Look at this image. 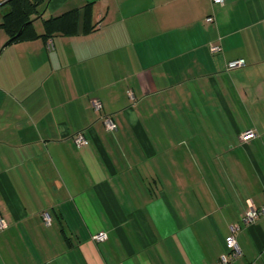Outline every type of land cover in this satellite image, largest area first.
<instances>
[{"label": "crops", "instance_id": "1", "mask_svg": "<svg viewBox=\"0 0 264 264\" xmlns=\"http://www.w3.org/2000/svg\"><path fill=\"white\" fill-rule=\"evenodd\" d=\"M74 8L51 49L0 27V264H219L232 224L264 264V0H41L36 32Z\"/></svg>", "mask_w": 264, "mask_h": 264}, {"label": "trees", "instance_id": "2", "mask_svg": "<svg viewBox=\"0 0 264 264\" xmlns=\"http://www.w3.org/2000/svg\"><path fill=\"white\" fill-rule=\"evenodd\" d=\"M40 5L41 0H7L0 6L6 7V10L3 12L1 18L0 27H3L7 31L9 35L8 43L33 40L37 37H42L47 40L48 38H52V36L58 32L63 34L76 32L79 13L78 8L68 10L63 14L52 16L48 19H43L42 24L44 27V33L39 35L34 28L33 22L35 16L39 15L40 13ZM83 16V32L93 30L96 24L94 23L92 25L89 23L90 4L85 6ZM101 108L99 110H95L94 108L93 109L97 112H100Z\"/></svg>", "mask_w": 264, "mask_h": 264}, {"label": "built area", "instance_id": "3", "mask_svg": "<svg viewBox=\"0 0 264 264\" xmlns=\"http://www.w3.org/2000/svg\"><path fill=\"white\" fill-rule=\"evenodd\" d=\"M212 2L216 3V4H222L223 0H212ZM206 21L212 22L213 16L207 17ZM47 48L48 49L52 48V40L51 39H48V41H47ZM209 50L212 53H217V52L221 51V46L219 44H210ZM244 64H245V62L243 59L232 60V61L227 62L226 69L230 70L233 68L241 67ZM130 96H131V93H130ZM90 102H91L92 107L95 110H99L101 108V103L98 99L93 98L90 100ZM103 120H104V125H105L107 130H114L115 129V124L109 116H105L103 118ZM252 135H253V132L251 130H248V131L240 134V136H241L240 139L242 141H244V140H247L248 138H250ZM73 140H74L77 147H81V146H84L87 144V139L85 138V136L83 135V133L81 131L74 135ZM42 217H43V220L45 221V223L48 224L49 223L48 214L43 213ZM261 217H264V205H262L260 207H256L253 204L249 203L245 213L242 216V221L245 224H251ZM4 226H5V223L2 220V218L0 217V228H3ZM229 228H230L231 233L227 238H225L226 252H224L223 254L220 255L219 264H227L230 259H233V258L239 256L241 253L240 249L237 245L236 239H235V233L239 229V225L233 224ZM91 238L96 242H100V241H103L106 239V233L104 231H98L97 233L93 234ZM250 264H255V263L252 262Z\"/></svg>", "mask_w": 264, "mask_h": 264}, {"label": "rangeland", "instance_id": "4", "mask_svg": "<svg viewBox=\"0 0 264 264\" xmlns=\"http://www.w3.org/2000/svg\"><path fill=\"white\" fill-rule=\"evenodd\" d=\"M6 8H2V7H0V10H5ZM40 21H35V25H36V28H38V26L40 27V23H39ZM130 98H132L131 96H129ZM252 132H253V135L250 137V138H253V137H255L256 136V134H255V132L253 131V130H251ZM241 136H239V140H240V142H242V143H246L250 138H248L247 140H244V141H242L241 139ZM155 180H156V178H154ZM150 188H151V192L153 193V195H156L157 194V187H155L154 186V184L153 185H151L150 186ZM242 223V225H244V226H248V225H251V224H245V223H243V221L241 222ZM233 225V224H232ZM239 230V229H238ZM100 231H104V230H100ZM105 232V231H104ZM106 233V232H105ZM106 238H107V234H106ZM104 241V240H103Z\"/></svg>", "mask_w": 264, "mask_h": 264}, {"label": "water", "instance_id": "5", "mask_svg": "<svg viewBox=\"0 0 264 264\" xmlns=\"http://www.w3.org/2000/svg\"><path fill=\"white\" fill-rule=\"evenodd\" d=\"M6 1H7V0H6ZM6 1H5V2H6ZM21 29H22V27H21ZM21 29H20V30H21Z\"/></svg>", "mask_w": 264, "mask_h": 264}]
</instances>
